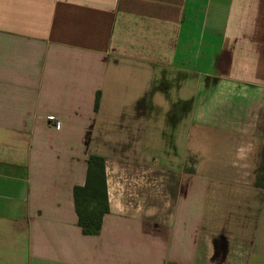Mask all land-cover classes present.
I'll return each mask as SVG.
<instances>
[{
	"label": "crops",
	"instance_id": "1",
	"mask_svg": "<svg viewBox=\"0 0 264 264\" xmlns=\"http://www.w3.org/2000/svg\"><path fill=\"white\" fill-rule=\"evenodd\" d=\"M252 125L264 0H0V264H264Z\"/></svg>",
	"mask_w": 264,
	"mask_h": 264
},
{
	"label": "trees",
	"instance_id": "2",
	"mask_svg": "<svg viewBox=\"0 0 264 264\" xmlns=\"http://www.w3.org/2000/svg\"><path fill=\"white\" fill-rule=\"evenodd\" d=\"M255 187L264 190V146L259 163L255 169ZM73 200L78 226L83 234H97L102 218L108 212L107 191L105 185L104 160L91 155L88 162L85 183L73 188Z\"/></svg>",
	"mask_w": 264,
	"mask_h": 264
},
{
	"label": "rangeland",
	"instance_id": "3",
	"mask_svg": "<svg viewBox=\"0 0 264 264\" xmlns=\"http://www.w3.org/2000/svg\"><path fill=\"white\" fill-rule=\"evenodd\" d=\"M250 98H240L237 94V92H233V96L230 97V99L228 98L227 103L231 104L233 106H238L239 104H242V106H247L248 102H249ZM255 123H257L256 121H254ZM261 123V122H260ZM254 125V124H253ZM250 126V128L248 130H250L249 132H253V128L254 131L257 132V130L259 131V133H255V136H250L247 133H245L246 137H257L256 141H254L253 145H256L255 143L259 142L260 144L262 142H264V128L262 129V127L260 126L259 129H256L255 126ZM246 132V131H245ZM261 138V141H258V139ZM253 148V146H252ZM251 148V149H252ZM248 151V149L245 151V154H247L246 152ZM243 152V151H241ZM239 153V152H238ZM248 156V154H247ZM256 158V159H255ZM253 157L252 154L249 155V157L247 158L246 162H248L249 166H250V172L253 173L254 176V171H255V166L258 162L257 157Z\"/></svg>",
	"mask_w": 264,
	"mask_h": 264
},
{
	"label": "flooded vegetation",
	"instance_id": "4",
	"mask_svg": "<svg viewBox=\"0 0 264 264\" xmlns=\"http://www.w3.org/2000/svg\"><path fill=\"white\" fill-rule=\"evenodd\" d=\"M264 146V142H262L261 144H260V146H259V152H258V155L256 156L257 157V162L259 163V159H260V153H261V150H262V147ZM256 159V158H255ZM258 163L256 164V165H254L255 167V169H256V166L258 165ZM254 175H255V171H254ZM253 181H254V176H253Z\"/></svg>",
	"mask_w": 264,
	"mask_h": 264
}]
</instances>
